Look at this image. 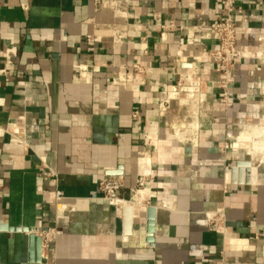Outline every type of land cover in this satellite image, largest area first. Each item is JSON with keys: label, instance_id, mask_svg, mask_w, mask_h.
<instances>
[{"label": "crops", "instance_id": "0c3cea01", "mask_svg": "<svg viewBox=\"0 0 264 264\" xmlns=\"http://www.w3.org/2000/svg\"><path fill=\"white\" fill-rule=\"evenodd\" d=\"M110 1L0 0V264H27L25 229L50 226L57 237L44 253L55 264H264V162L230 181L247 159L240 139L255 130L264 145V122L232 136L248 104H264V64L251 77L260 62L243 59L222 80L207 57L219 40L196 28L223 18L218 0H128L127 11ZM238 4L258 16L238 42L258 51L264 0ZM117 73L126 83L107 81ZM191 74L200 95L172 92L162 106V88ZM119 168L128 202L147 177L137 209L119 212L98 190L102 171ZM218 209L217 231L207 221Z\"/></svg>", "mask_w": 264, "mask_h": 264}, {"label": "built area", "instance_id": "2783aa9c", "mask_svg": "<svg viewBox=\"0 0 264 264\" xmlns=\"http://www.w3.org/2000/svg\"><path fill=\"white\" fill-rule=\"evenodd\" d=\"M218 4L221 7L223 18L217 22L209 23L204 25L202 28L204 30H208L212 32L216 38L219 40V46L217 49L210 51L207 53V57H209L213 62H215L218 66V72L221 74V78L223 81L229 83L232 82L235 78V72L238 64L246 58H253L259 60V66L250 71L251 77L254 76L255 73H258L261 70V67L264 64V28H258V41H259V49L258 51H250L247 46L241 45L238 42V35L242 30V25L249 23L251 20H256L258 16L255 13H246L238 4V0H218ZM110 5L112 8L117 11H127L129 7L128 0H112L110 1ZM173 25L170 24L169 27ZM192 39H188L189 43H192ZM13 53L12 50H6V58L10 61ZM78 68H81L80 66ZM192 78V80H190ZM190 80V81H189ZM107 81L112 84L126 83V77L123 74L117 73V75H111L107 77ZM183 82V83H182ZM250 84L254 85V82H250ZM183 85V86H182ZM258 86V85H257ZM187 91L200 95L201 90V80L195 74H191L189 77H180L178 83L174 86L163 87L161 91V105H165L170 100V95L172 92L176 91ZM226 95V94H225ZM201 98V96H200ZM233 96H230L227 101L228 103H232ZM246 94H241L238 96V99H246ZM249 112L257 111L260 108V105L256 103L248 104ZM260 110V109H259ZM258 110V111H259ZM243 115V114H242ZM242 115L240 119L243 118ZM134 119H139L138 111L133 113ZM42 176L49 178L56 186L59 183V175L56 171L52 170L48 165H43L41 168ZM144 176H140L137 179V187L133 189V198L135 194L140 189H147V181ZM152 180V179H151ZM153 181V180H152ZM125 185V172L123 168L119 169H104L102 171L101 180L98 185V190L103 199L108 201V203L119 210L121 205L124 202H128L119 197L120 190ZM56 200H62L65 198L64 192L57 187L56 192ZM224 219L223 209H218L214 213L209 215L207 224L210 228L214 230L221 229V222ZM36 235L41 237V259L45 261L46 264H55L53 260L49 259V256L44 253V251H48V253L52 249V243L55 241L57 237V230L55 227L50 226L47 229L38 232Z\"/></svg>", "mask_w": 264, "mask_h": 264}, {"label": "rangeland", "instance_id": "374dc122", "mask_svg": "<svg viewBox=\"0 0 264 264\" xmlns=\"http://www.w3.org/2000/svg\"><path fill=\"white\" fill-rule=\"evenodd\" d=\"M190 80H192V78ZM198 99H200L199 96H198ZM256 104L260 105V108H259L260 110L259 109H258L259 111L258 110L257 111L252 110L250 112H249V110H248V112L246 111V113H244L243 118L240 119L239 124L237 125L235 132L232 133V136H235V137L239 136V134L242 131L248 129L247 126L253 125L255 123H261L262 124L264 122V104H261V103H256ZM257 113H258V115H257ZM255 117H257V118H255ZM262 130H263V132H262L261 137H264V129H262ZM259 143H260V140H259ZM239 144H240V146H239L240 149H239V152H237V154H239L240 157H244L247 159L237 161L236 163H238V165L236 167L238 169H241L243 171V173L250 171L251 169L255 168L257 164H261L262 162H264L263 160H261V159H263L261 157L264 156V151H261L260 153H258V156H257L258 158L254 159L249 154V148H250L251 144H249V143H247V144L239 143ZM236 163H235V165H236Z\"/></svg>", "mask_w": 264, "mask_h": 264}, {"label": "water", "instance_id": "95a60500", "mask_svg": "<svg viewBox=\"0 0 264 264\" xmlns=\"http://www.w3.org/2000/svg\"><path fill=\"white\" fill-rule=\"evenodd\" d=\"M238 165V163H236V165H234L231 169V174H232V180L230 181H241L242 180V176L238 177L239 175H236L237 172H239V174H242V170L238 169L236 166ZM244 182L248 183L249 181H245V178L243 179ZM155 212L156 209L153 206H150L147 208V216H148V232L150 235V240H152V232L154 230V218H155ZM127 220H129L127 218ZM26 232H30L29 235V258H28V263L27 264H42V259H41V237L36 235L32 230L30 229H25Z\"/></svg>", "mask_w": 264, "mask_h": 264}, {"label": "bare ground", "instance_id": "6f19581e", "mask_svg": "<svg viewBox=\"0 0 264 264\" xmlns=\"http://www.w3.org/2000/svg\"><path fill=\"white\" fill-rule=\"evenodd\" d=\"M255 118H257V117H255ZM10 132L12 133V135H15L16 137H18V133H19L18 127L17 128L16 127H12L10 129ZM182 133H183V131H179L178 135L182 134ZM259 133H260L259 131L253 130L252 131V135L250 134V135L245 136L244 139L243 138L240 139L244 143L251 144V148H249L250 149L249 152H251V154L254 155V156H255V153L258 150H261L263 148V146H264V145L259 144V141H258L259 136H260ZM147 192H148V189H140V190H138V192L135 194L133 200L130 201V202H124L119 209L122 211V206H125L127 203H130L133 207H135V209L139 208L140 205H142V202L145 199V196H146ZM124 211L125 212L127 211L126 213L130 214L131 213V207H129V206L125 207Z\"/></svg>", "mask_w": 264, "mask_h": 264}]
</instances>
